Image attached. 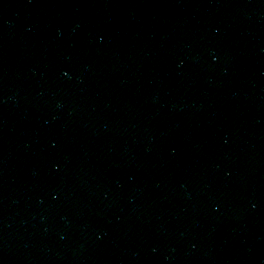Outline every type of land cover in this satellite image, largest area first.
Masks as SVG:
<instances>
[{
  "label": "water",
  "instance_id": "obj_1",
  "mask_svg": "<svg viewBox=\"0 0 264 264\" xmlns=\"http://www.w3.org/2000/svg\"><path fill=\"white\" fill-rule=\"evenodd\" d=\"M0 264H264V0H0Z\"/></svg>",
  "mask_w": 264,
  "mask_h": 264
}]
</instances>
